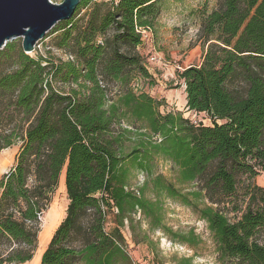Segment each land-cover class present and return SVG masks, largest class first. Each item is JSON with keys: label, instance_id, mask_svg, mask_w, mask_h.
Returning a JSON list of instances; mask_svg holds the SVG:
<instances>
[{"label": "trees", "instance_id": "16d2710c", "mask_svg": "<svg viewBox=\"0 0 264 264\" xmlns=\"http://www.w3.org/2000/svg\"><path fill=\"white\" fill-rule=\"evenodd\" d=\"M162 3L81 0L47 32L67 59L25 54L16 40L0 50V150L20 140L0 178V264L32 259L63 171L65 214L39 264H132L123 230L134 231L136 214L197 244L192 229L164 223L162 198L206 224L217 264H264V186L255 182L264 170V0H215L199 16L201 60L177 75L186 110L210 125L161 113L139 84L153 79L138 30L154 29ZM157 159L169 163L168 178L154 173Z\"/></svg>", "mask_w": 264, "mask_h": 264}, {"label": "rangeland", "instance_id": "374dc122", "mask_svg": "<svg viewBox=\"0 0 264 264\" xmlns=\"http://www.w3.org/2000/svg\"><path fill=\"white\" fill-rule=\"evenodd\" d=\"M52 1L59 3L62 0ZM162 5L163 9L159 23L152 30L149 38L145 39L143 45L140 46L141 56L153 82L149 84L146 80L139 84L144 91L160 101L159 111L161 113L181 112L183 117L196 124L210 125L211 121L205 113L186 110L183 81L178 78L177 74L183 68L200 62L202 49L198 41L199 16L202 11H210L215 5V0H163ZM53 35L46 33L36 43L35 50L29 54L32 56L37 53L47 55L46 51L49 49L56 60L60 58L67 59L65 53L52 46L51 39ZM15 40L19 44L21 43V38ZM128 145L126 144L127 148ZM19 148L20 140H17L11 146L0 150V178L2 172H6L14 163ZM153 170L154 173H162L167 178L169 177V163L161 159L155 161ZM144 177V174L137 172L134 183L140 184ZM255 182L260 186H264V170L255 178ZM58 189L59 185L41 218L39 233L44 230L43 226L45 227L48 223L49 213L53 207L58 204L60 206L59 214H62L58 222L64 217L67 205L66 194L58 192ZM145 194L150 197L148 190ZM162 206L164 223L175 231L188 232L192 229L198 238L197 244L192 247L187 246L171 240L168 235L159 229L150 230L142 215L136 214L133 219L134 231L128 226L123 230L127 245L126 249L131 257L132 264H175V259L180 257H191L192 264H217L211 235L206 228V224L198 215L190 208L167 198H162ZM114 213L115 211L109 212L106 217V231H109L115 225ZM230 217H232L231 214ZM39 233L37 247L32 259L22 264H36L39 262L37 260L32 261L42 246ZM135 239L140 240V242L135 243Z\"/></svg>", "mask_w": 264, "mask_h": 264}, {"label": "water", "instance_id": "95a60500", "mask_svg": "<svg viewBox=\"0 0 264 264\" xmlns=\"http://www.w3.org/2000/svg\"><path fill=\"white\" fill-rule=\"evenodd\" d=\"M81 0H0V50L21 38L25 54L58 22L70 19Z\"/></svg>", "mask_w": 264, "mask_h": 264}, {"label": "bare ground", "instance_id": "6f19581e", "mask_svg": "<svg viewBox=\"0 0 264 264\" xmlns=\"http://www.w3.org/2000/svg\"><path fill=\"white\" fill-rule=\"evenodd\" d=\"M58 192L66 193L65 192V186H64V175L61 178ZM57 203H58V201H57ZM59 209H60L59 204L56 207H53L51 209V211L49 213L48 223L45 225V227L43 226L44 230L39 233V237L41 240L40 242H41L42 246L38 250L34 260H32V261H36V260L40 261L41 255H42L43 251L45 250V248L49 242V239L51 238L52 231L55 229L56 224L59 223L58 222L59 218H61L60 216L62 213L59 214Z\"/></svg>", "mask_w": 264, "mask_h": 264}, {"label": "built area", "instance_id": "2783aa9c", "mask_svg": "<svg viewBox=\"0 0 264 264\" xmlns=\"http://www.w3.org/2000/svg\"><path fill=\"white\" fill-rule=\"evenodd\" d=\"M94 1H98V2H100V1H104V2L115 1L116 2L117 0H94ZM138 31L141 34V40H142V42L145 39H148L149 36H150V34H151V32H152V30L149 29V28H147V29L146 28H140ZM35 47H36V45H35ZM70 58H72V57H70Z\"/></svg>", "mask_w": 264, "mask_h": 264}, {"label": "crops", "instance_id": "0c3cea01", "mask_svg": "<svg viewBox=\"0 0 264 264\" xmlns=\"http://www.w3.org/2000/svg\"><path fill=\"white\" fill-rule=\"evenodd\" d=\"M161 15V14H160ZM159 18H160V16H159ZM159 18H158V20H157V23H156V25H155V27H154V29L156 28V26H157V24L159 23ZM143 45V42H141V44H139V46L137 47V50L139 51V53L141 54V51H140V46H142ZM183 88H184V86H183ZM185 103H186V100H185ZM13 165V164H12ZM11 165V166H12ZM9 169V168H8ZM7 169V170H8ZM6 170V171H7ZM2 173H5V171L4 172H2ZM63 173V174H62ZM61 173V175H60V179H59V186H60V181H61V178H62V176L64 175V172H62ZM27 262H29V261H27ZM27 262H24V263H27ZM40 263V261L38 262V263H36V264H39Z\"/></svg>", "mask_w": 264, "mask_h": 264}]
</instances>
